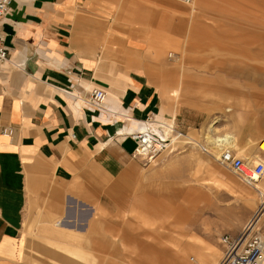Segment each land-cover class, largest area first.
I'll use <instances>...</instances> for the list:
<instances>
[{"label":"crops","instance_id":"crops-1","mask_svg":"<svg viewBox=\"0 0 264 264\" xmlns=\"http://www.w3.org/2000/svg\"><path fill=\"white\" fill-rule=\"evenodd\" d=\"M183 4L12 0L1 28L9 61L0 65V264L135 261L133 237L114 245V235L102 229L141 173L136 142L127 134L142 130L152 114L169 116L171 100H185L176 76L165 83L166 63L183 69L177 62L189 54L182 52L208 44L193 38L181 48L182 57L166 54L167 46L182 45L187 30L211 32L189 26L206 16L199 0L190 8ZM98 88L108 93L106 109L88 104ZM193 93L186 89V99L195 100ZM5 128L13 136L4 135ZM259 189L264 191V181ZM132 213L140 224L153 220L160 228L154 218ZM179 215L177 221L188 218ZM127 216L121 222L128 223ZM133 235L140 243L141 236ZM97 237L99 247L93 248ZM105 239L114 256L104 250ZM189 250L177 253L180 264H215L221 256L211 248L206 257H188Z\"/></svg>","mask_w":264,"mask_h":264},{"label":"rangeland","instance_id":"rangeland-1","mask_svg":"<svg viewBox=\"0 0 264 264\" xmlns=\"http://www.w3.org/2000/svg\"><path fill=\"white\" fill-rule=\"evenodd\" d=\"M193 1L183 5L190 8ZM199 3L206 16L191 19L189 26L205 25V31L211 32L187 30L183 32L182 45L167 46L166 54L179 55L193 38L208 44L195 46L196 51L189 45V50L182 52L189 54L186 61L177 62L185 66L183 69H173L166 63L165 83L176 76L185 99L179 104L171 100L167 117H175L177 128L206 146L211 155L186 144V140H178L172 150L150 166L138 159L142 164L139 177L102 229L114 235V245L125 246L127 235L134 238L136 250L144 259L137 260L139 254L135 252L132 264H180V251L190 249L188 257L199 253L206 257L211 248L219 249L221 256L215 263L219 264L224 250L222 236L239 235L262 204L257 190L264 193L259 189L264 178L255 188L250 187L222 167L216 157L222 149H232L251 166L264 162V153L259 150L264 141V0ZM189 88L194 90L196 101L186 99ZM132 210L154 218L160 228L154 229L153 220L149 222L151 226L140 224ZM124 213L128 214V223L121 222ZM181 214L188 217L185 222L174 218ZM110 221L114 227L109 226ZM257 225L264 228V212ZM134 233L141 236L140 243L136 244ZM99 241L97 237L92 247L98 248ZM113 244L106 240L103 245L111 256L115 254ZM140 244H144L143 248Z\"/></svg>","mask_w":264,"mask_h":264},{"label":"built area","instance_id":"built-area-1","mask_svg":"<svg viewBox=\"0 0 264 264\" xmlns=\"http://www.w3.org/2000/svg\"><path fill=\"white\" fill-rule=\"evenodd\" d=\"M181 2L190 5L192 0H181ZM11 5L12 0H0V65L9 61V51L3 45L1 28ZM107 100L108 93L98 88L90 93L88 104L95 108L106 109ZM3 134L13 136L14 130L5 128ZM127 135L137 145L133 156L140 159L144 166L155 163L160 155L172 150L178 140H186V144L198 147L210 154L206 146L199 145L177 128L175 117H161L159 114H152L144 121L142 130ZM216 161L222 167L234 172L248 186H253L264 178V162L251 166L232 149H222ZM263 212L264 204H261L254 218L239 235L222 236L221 243L224 250L219 264H264V228L257 225V220Z\"/></svg>","mask_w":264,"mask_h":264},{"label":"bare ground","instance_id":"bare-ground-1","mask_svg":"<svg viewBox=\"0 0 264 264\" xmlns=\"http://www.w3.org/2000/svg\"><path fill=\"white\" fill-rule=\"evenodd\" d=\"M230 142H231V140H230ZM259 150H260V152L264 153V141L261 142V144H260V146H259ZM259 159H260V157H259ZM258 182H260V181H258ZM258 182H257L255 185L250 186V187H254V188H255V186L258 184ZM257 193H258V195L261 197L262 204H264V193L260 192L259 190H257ZM262 214H263V213H262ZM261 216H262V215H261ZM261 216L258 218V220H257V224H258V222H259Z\"/></svg>","mask_w":264,"mask_h":264}]
</instances>
